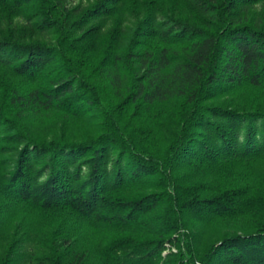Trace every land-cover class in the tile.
I'll return each instance as SVG.
<instances>
[{
    "label": "trees",
    "instance_id": "1",
    "mask_svg": "<svg viewBox=\"0 0 264 264\" xmlns=\"http://www.w3.org/2000/svg\"><path fill=\"white\" fill-rule=\"evenodd\" d=\"M37 1L42 27L59 30L55 43L0 39V152L16 154L1 161L5 199L110 233L99 264H264V172L196 184L178 176L264 156V24L237 19L264 0H189L195 19L147 17L96 51L92 36L67 28L66 0ZM113 2L82 10L74 26ZM171 113L180 130L165 140L159 126ZM91 119L101 121L94 135L71 131ZM188 212L237 232L198 259ZM54 242L52 264H90L69 240ZM13 262L9 253L0 264Z\"/></svg>",
    "mask_w": 264,
    "mask_h": 264
},
{
    "label": "rangeland",
    "instance_id": "2",
    "mask_svg": "<svg viewBox=\"0 0 264 264\" xmlns=\"http://www.w3.org/2000/svg\"><path fill=\"white\" fill-rule=\"evenodd\" d=\"M97 1L99 0H66L65 2L69 10L67 28H74L73 36H80L81 33L92 36L86 45L90 51L101 49L105 40L112 35L118 36L119 41L123 42L147 17L158 23L166 16L193 20L198 14L189 0H114L110 14L84 22L80 31L74 26V22L80 19L82 10L91 8ZM40 8L41 2L37 0L21 7L13 3L0 5V39L13 38L47 45L54 44L59 30L56 27H42L44 18ZM237 19H246L256 26H262L264 1L242 9L238 12ZM100 122V119L85 120L80 126H74L72 130L67 128L65 132L87 131L90 135H94L99 129ZM179 130L180 125L174 113L166 116L159 126V132L165 140H174ZM57 131L61 135L64 129L59 128ZM6 132V129H3L1 133ZM15 155V152H0V176L2 170L10 167V163L3 167L1 161L10 162L14 160ZM255 172H264V156L252 163L234 161L206 170L182 167L178 170V176L184 184H196L213 180L218 173L233 175ZM185 223L188 231L193 235L198 259L224 237L237 232L232 228L208 224L194 212L186 213ZM62 239L69 240L75 246L76 252L85 251L90 264H99L96 259L97 252L112 240V235L84 228L66 219H43L36 210L5 199L0 190V261L11 253L14 259L12 264H52L49 260L53 255L52 242L55 241L56 245ZM177 252V248L173 246L164 251L163 256Z\"/></svg>",
    "mask_w": 264,
    "mask_h": 264
}]
</instances>
